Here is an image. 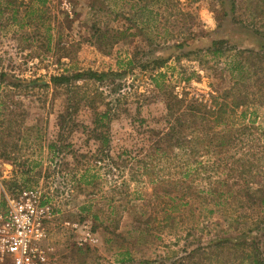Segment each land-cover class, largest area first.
Instances as JSON below:
<instances>
[{"label":"rangeland","instance_id":"obj_1","mask_svg":"<svg viewBox=\"0 0 264 264\" xmlns=\"http://www.w3.org/2000/svg\"><path fill=\"white\" fill-rule=\"evenodd\" d=\"M263 93L264 0H0V214L37 191L52 264H264Z\"/></svg>","mask_w":264,"mask_h":264},{"label":"built area","instance_id":"obj_2","mask_svg":"<svg viewBox=\"0 0 264 264\" xmlns=\"http://www.w3.org/2000/svg\"><path fill=\"white\" fill-rule=\"evenodd\" d=\"M53 217V208L41 201L37 191L24 190L9 198L7 210L0 214L1 264H52L44 242ZM83 242L96 243V238L87 232Z\"/></svg>","mask_w":264,"mask_h":264},{"label":"trees","instance_id":"obj_3","mask_svg":"<svg viewBox=\"0 0 264 264\" xmlns=\"http://www.w3.org/2000/svg\"><path fill=\"white\" fill-rule=\"evenodd\" d=\"M221 44L220 41H215L214 44H213V48L214 51L213 53L216 55L220 52V48L219 49H216V47L218 48V46ZM249 53H251L252 55H258L259 53L261 52H253V51H248ZM241 67V65H239ZM85 73H78L75 75L76 78H83ZM104 76L105 75H98L96 73H91L90 74V79H99V80H103L104 79ZM244 77V76H243ZM71 78L72 77H65V76H60V77H54L52 79V81L56 84V85H64V84H69L71 82ZM240 80V79H238ZM244 78H241V81H243ZM242 83H237L230 91H228L227 93H225L223 95V97H220V96H216V97H212V103H214L216 106L215 107H211L209 105H207L208 103L206 102L205 104L202 103V101L198 100L195 96L193 97L194 98V101L190 103V109L192 112L194 111H197V113H201V112H204V114H208V115H218V114H227L228 112L226 111V107L229 105V100H231V104H232V107H233V111L232 112H235L236 109H240V108H244L246 107L247 105H249L248 103V98L249 96L248 95H243L241 92H239V86H241ZM261 98H264V93L261 94ZM199 101V102H198ZM182 101H178L177 104H180ZM202 103V104H201ZM263 103V102H262ZM251 104V103H250ZM199 105L203 106V107H206L204 111L201 110V108H199ZM220 106L221 109L217 106ZM200 106V107H201ZM106 116V115H104ZM228 117V115H227ZM226 117V118H227ZM224 118V120H222V123H225V132L222 136V142L220 143V146L223 147L225 145H231L233 143H235V141H238L239 138H244L243 136H245L247 134V131H249V129H252L251 127H248L246 125H242L240 126L239 128L237 127H232L228 124V119ZM223 119V117H222ZM252 126H255V125H252ZM256 130H258L259 132V135L261 137V139H258V142L259 144H261L262 140H264V128H260V127H255ZM234 133H241V135L239 134H235ZM227 141V142H226ZM264 152V151H263ZM235 162V161H234ZM237 164H242L241 166L242 167H245L246 164H245V160L244 159H240L238 161H236ZM184 174V173H183ZM186 176H188L187 174L183 177L185 178ZM184 197H186V194L182 195L180 197L179 200H183L185 199ZM175 199V197H174ZM87 251H90L89 249H86L85 252ZM84 257V256H83ZM188 258L185 257L184 258V261L186 262V259ZM87 261V258L85 257V261H83L82 263H86ZM147 264H151L150 262H147Z\"/></svg>","mask_w":264,"mask_h":264},{"label":"crops","instance_id":"obj_4","mask_svg":"<svg viewBox=\"0 0 264 264\" xmlns=\"http://www.w3.org/2000/svg\"><path fill=\"white\" fill-rule=\"evenodd\" d=\"M133 255L130 251H125V253L123 254V259H121L120 261L118 260L117 262H119L120 264H129L131 262H133ZM118 263V264H119ZM134 263V262H133ZM140 264H147L146 262L141 261ZM154 264V263H153Z\"/></svg>","mask_w":264,"mask_h":264}]
</instances>
